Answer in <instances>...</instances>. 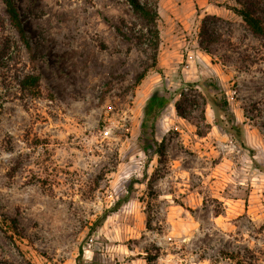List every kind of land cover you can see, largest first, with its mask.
<instances>
[{"label":"rangeland","instance_id":"1","mask_svg":"<svg viewBox=\"0 0 264 264\" xmlns=\"http://www.w3.org/2000/svg\"><path fill=\"white\" fill-rule=\"evenodd\" d=\"M15 1L30 46L0 0V264H79L81 248L84 264H264V36L230 8L264 0H158V63L140 82L151 51L126 0ZM157 88L175 95L163 155L140 140ZM219 90L240 134L204 103Z\"/></svg>","mask_w":264,"mask_h":264},{"label":"trees","instance_id":"2","mask_svg":"<svg viewBox=\"0 0 264 264\" xmlns=\"http://www.w3.org/2000/svg\"><path fill=\"white\" fill-rule=\"evenodd\" d=\"M130 5L134 14L145 21V27L137 30V35H134V39L138 44H145L149 51V59L151 63L146 66L142 73L138 77V82H140L151 67L157 66L159 47L161 42L160 29H159V19L160 14L158 11V0H126ZM5 5L6 11L9 16L11 24L16 28L20 34L23 42L26 46H30V40L27 36L25 26L23 24L21 15L19 13L17 4L15 0H2ZM236 14H238L246 26L251 30V32L256 36H264V9L252 1H242L239 6L230 7ZM121 34L125 35L121 29L118 28ZM135 28L131 31L135 32ZM126 36V35H125ZM201 47L207 53L210 50L204 45V41H201ZM40 76L37 74H29L24 77L21 81L22 86L28 89L33 94H39L40 90ZM190 85H195L196 83H189ZM217 87L216 83L214 84ZM214 85H212L214 87ZM217 89V88H215ZM180 98L176 102V110L178 115L188 118L189 113L182 107V100L185 97L184 92H180ZM175 99V95L168 93L166 89L157 88L153 91L151 96L147 99L144 107V117L141 123V136L140 140L143 144L153 145L156 148V152L160 155L164 154L162 149V144L159 143L156 137L157 121L161 117L163 110ZM205 104H210L214 114L216 124L223 126L224 119L222 115L227 118L228 125H224L228 132L233 134H240L242 126L240 123L236 122L234 112L231 110L230 101L226 93L219 90L218 93H207V97L204 101ZM263 135H264V125H262ZM241 144L245 147L246 142L240 139ZM160 147L161 149H159ZM128 195L118 200L116 204L110 209H106L104 213L96 220L95 224L97 226L102 225L111 212L117 211L123 204L125 200H128ZM10 224L13 228H18L16 219H9ZM0 231L5 232V229L0 226ZM84 249H80V255L78 257L79 264H84ZM235 260V264H258L255 261H250L249 259H244L243 257H230Z\"/></svg>","mask_w":264,"mask_h":264}]
</instances>
